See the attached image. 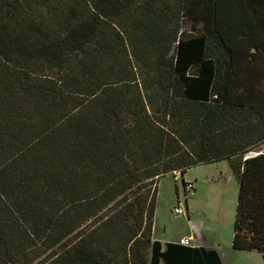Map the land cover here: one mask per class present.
<instances>
[{
	"label": "trees",
	"instance_id": "16d2710c",
	"mask_svg": "<svg viewBox=\"0 0 264 264\" xmlns=\"http://www.w3.org/2000/svg\"><path fill=\"white\" fill-rule=\"evenodd\" d=\"M220 162L264 264V0H0V264H221L152 237L159 180Z\"/></svg>",
	"mask_w": 264,
	"mask_h": 264
},
{
	"label": "rangeland",
	"instance_id": "374dc122",
	"mask_svg": "<svg viewBox=\"0 0 264 264\" xmlns=\"http://www.w3.org/2000/svg\"><path fill=\"white\" fill-rule=\"evenodd\" d=\"M253 83L254 79L248 78L244 84H239L244 93L241 90L239 92L237 88L238 84L233 85L228 93L234 94L232 98L247 94L252 89ZM256 94L257 92H255ZM250 96L249 98L254 100L255 96ZM220 166L227 167L229 172L223 171L220 169ZM216 167L221 171L215 170L214 175L209 173V171H212ZM228 174H231L233 177L231 182H227L226 175ZM176 178L177 180L169 174L162 177L157 184L154 222L155 220L157 221L161 231L163 228L166 230V235L161 237L162 241L169 239L170 236H179L183 231L188 229L190 223L195 224L196 222H201L214 228L216 226V240L221 244L220 249L225 248L221 250L225 264L231 257L237 259L233 264H263L257 252L233 251L229 238L225 240V236L228 237L232 233L237 198V180L233 176L227 162L195 167L183 175V181H191L194 187L192 193L185 196L188 204V220L185 217L175 218L172 214V208L178 205L177 202L184 209L185 198L181 187V179L179 175ZM199 239L198 237L194 238L197 245L200 244ZM228 253H241L244 256L238 258L239 256L236 255L240 254L227 255Z\"/></svg>",
	"mask_w": 264,
	"mask_h": 264
},
{
	"label": "crops",
	"instance_id": "0c3cea01",
	"mask_svg": "<svg viewBox=\"0 0 264 264\" xmlns=\"http://www.w3.org/2000/svg\"><path fill=\"white\" fill-rule=\"evenodd\" d=\"M220 169H222L225 172H229L227 170V167L220 166ZM215 170L216 171L219 170L218 167H216L215 169H212V171H209V173L213 174L215 172ZM219 171H221V170H219ZM225 172H223V173H225ZM226 177H227V182H231L233 180V177H232L231 174L226 175ZM185 183H191L192 184L191 181H186ZM192 186H193V184H192ZM173 208H175V207H173ZM184 208L186 209V212H187V220H188L189 213H188V204H187L186 199L184 201ZM164 229L165 228H163L162 231H161L160 226L158 225L157 221L155 220L154 225H153V234H152V237H153L154 240L160 242L162 246H164L167 243H177L181 239H189V240H192V247H202V248H205L207 250H215V251H217L218 254H219V256H220V258H221V264H225L223 262V257L221 255V250L222 249H225V248L220 249L221 248L220 247L221 244L216 240V230H217L216 226L214 228V227H212V226H210L208 224L201 223V222H199V223L196 222L195 224H191L190 223L188 225V229L186 231H183V233L180 234L179 236H176V237L175 236H170L169 239L162 241L161 240V237H163V236L166 235V230H164ZM222 233H223V231H222ZM195 237L200 238L199 239L200 240L199 241L200 242L199 245H197L196 244L197 242L194 241V238ZM227 238H229L230 245H231V243H232V233L229 234L228 237L225 236V240ZM231 249H232V247H231ZM229 254H240V255H236V256H239L238 258L244 256L241 253H228L227 255H229ZM234 261H237V259H234V258L231 257L227 261L226 264H229V263L233 264Z\"/></svg>",
	"mask_w": 264,
	"mask_h": 264
},
{
	"label": "built area",
	"instance_id": "2783aa9c",
	"mask_svg": "<svg viewBox=\"0 0 264 264\" xmlns=\"http://www.w3.org/2000/svg\"><path fill=\"white\" fill-rule=\"evenodd\" d=\"M178 175H179V174H176V176H175V179H176V180H177L176 177H178ZM182 183H183V182H182ZM183 185H184V183H183ZM182 190H183V194H184V195H185V193H186V194L192 193V191H193V186H192L191 183H185L184 188H183ZM184 198H185V196H184ZM185 199H186V198H185ZM185 199H184V201H185ZM177 204H178V205H177L175 208H173V210H172V214H173V216H174L175 218H180V217H185V218H187V212H186V209H185V208L182 209L181 205H179V202H178ZM179 244H180V245H184V246H188V247H192V240H189V239H181V240L179 241Z\"/></svg>",
	"mask_w": 264,
	"mask_h": 264
},
{
	"label": "water",
	"instance_id": "95a60500",
	"mask_svg": "<svg viewBox=\"0 0 264 264\" xmlns=\"http://www.w3.org/2000/svg\"><path fill=\"white\" fill-rule=\"evenodd\" d=\"M181 187H182V189L184 188V185H183V183L181 182Z\"/></svg>",
	"mask_w": 264,
	"mask_h": 264
}]
</instances>
